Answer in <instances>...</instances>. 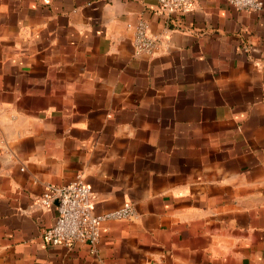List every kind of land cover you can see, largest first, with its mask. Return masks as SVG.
Masks as SVG:
<instances>
[{
    "label": "crops",
    "instance_id": "crops-1",
    "mask_svg": "<svg viewBox=\"0 0 264 264\" xmlns=\"http://www.w3.org/2000/svg\"><path fill=\"white\" fill-rule=\"evenodd\" d=\"M78 176L135 211L94 249L44 239ZM0 264H264V10L0 0Z\"/></svg>",
    "mask_w": 264,
    "mask_h": 264
},
{
    "label": "built area",
    "instance_id": "built-area-1",
    "mask_svg": "<svg viewBox=\"0 0 264 264\" xmlns=\"http://www.w3.org/2000/svg\"><path fill=\"white\" fill-rule=\"evenodd\" d=\"M198 0H158L164 12L188 13ZM241 11L260 12L264 10L263 0H225ZM159 39L151 35L148 24L141 20L136 25L134 41L138 54H152ZM58 202V217L54 225L44 233L45 241L57 247L71 248L76 243H85L93 249L101 237V226L104 222L130 219L135 211L130 204L102 213L92 211V191L85 181L78 176L71 183L53 186L48 185L41 197V204L48 208Z\"/></svg>",
    "mask_w": 264,
    "mask_h": 264
}]
</instances>
